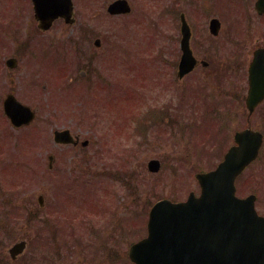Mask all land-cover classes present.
<instances>
[{"label":"rangeland","instance_id":"1","mask_svg":"<svg viewBox=\"0 0 264 264\" xmlns=\"http://www.w3.org/2000/svg\"><path fill=\"white\" fill-rule=\"evenodd\" d=\"M18 1L20 3L23 0ZM111 1L74 0V25H65L57 20L47 31L38 32L32 22L26 24L27 29L26 25L20 24L27 31L25 34L23 29L18 28L19 22L16 21L9 26L12 31H7V27L1 30L4 27L1 24L4 16L10 15L15 19L16 16L13 13L15 4L0 0V72L5 68V78L2 76L0 79V97L2 99L8 92L14 93L21 102L35 110L37 118L34 124L38 125L37 130L3 129L1 127L6 125L0 114V170L4 176L1 183L10 190L0 198V211H17L21 214L17 226L12 223L9 226L7 223L5 234L0 233V254L6 258L9 247L20 240L26 241L25 255L37 244L47 251H44V255H49L52 253L49 251L50 246L44 247L42 243H52L53 237L65 256L59 264H115L117 258H113L114 255L119 256V264H127L125 251L130 243L145 235L147 211L154 202L162 198L183 201L190 192L198 195L200 189L194 176L214 168L233 143L236 131L249 126L259 131L263 129L264 133L260 119L262 109L255 110L247 117V111L242 105L234 108L232 100L219 97V92L226 87L233 86L237 91L245 82L246 70L228 73V66L240 65L241 69L246 51L242 53L241 60L234 59L236 53L220 56L216 64H223L221 76L212 75L208 80L196 76V94L190 93L191 89L186 82L179 86L178 91L183 87L184 93L180 92L179 96L175 94L177 103L180 100L184 102L182 97L188 99L186 91L187 95L191 94L190 99L196 98V108L191 106L182 115L176 105L169 106L171 120H178L174 121L173 129L172 123L171 128H168L169 120L165 115L156 118L158 111L155 107L138 110L140 103L134 99L135 96H141L138 94L140 89L133 87L135 83L128 84L124 80L125 76H121L122 71L119 76L125 83L124 87L138 91L129 92L116 87L113 90L114 87L112 89L105 84L100 86L98 78L101 74L96 63L93 65V58L97 60L98 53L102 54V68L105 72H111L114 63L109 58L112 49L109 41L114 36H122L120 46L123 48L117 50L119 53L128 51L135 54L148 45L152 38L156 40L155 36L159 37L162 31L160 26H153L150 22L146 31L144 24L134 22L124 27L126 20L138 19L137 16L146 22L148 18L154 19V12L145 10L147 1L128 0L134 14L118 19L106 13V7ZM240 15L238 4L231 12H225L220 17L218 36L223 37V40L234 37V40H238L243 28L239 21ZM155 20L158 21L156 17ZM252 24L256 25L255 32H261L257 35H264V25L256 19L252 20ZM8 33L9 37L6 36ZM97 38L101 43L95 47L93 42ZM258 39L264 46V37ZM256 41L254 35L249 37L251 49ZM78 45L80 50L75 62V59L70 58L75 55L73 53L77 51ZM155 46L156 43L144 50L151 52ZM33 53L38 54V59ZM44 54L49 55L51 64L53 62L60 68L57 74L51 72L48 76L50 69L42 57ZM64 55L69 57L66 62L60 57ZM91 56L92 61L88 60ZM11 57L19 59L18 66H5L6 59ZM33 62L44 66V71H39ZM80 70L86 71L89 83L82 79ZM148 83L150 87V81ZM151 90L152 96L159 100V90ZM120 92H129L130 95L120 97ZM213 92V96L209 95L212 99L208 100H214L218 105L207 110L203 98ZM170 94L174 93L164 90L163 97L167 98ZM65 128L81 140H88V145L83 149L79 146H56L52 141V130ZM105 130L120 133L121 140L109 139ZM49 155L54 157L51 170L47 167ZM151 159L160 162L157 173L147 169ZM109 171L110 175L107 174ZM250 193L256 195V208L264 215V150L261 157L244 171L238 182V195L247 196ZM39 195L43 196L42 206L37 203ZM111 196L115 198L114 203ZM10 200L15 207L21 201L20 209L7 203L8 206L4 207V203ZM112 208H116L115 211L112 212ZM49 212L52 217L48 220L51 229L47 227L48 221L45 218ZM83 212L88 228L83 232L71 231L69 222L63 217L76 218ZM58 217L62 218L57 220ZM91 228L94 234H98L97 244L107 249L104 263L87 256V241H91L88 229ZM50 233L54 235L50 236ZM73 233L75 235L72 236ZM36 253L43 255L40 250ZM22 259L13 264H22ZM44 263L47 264V261Z\"/></svg>","mask_w":264,"mask_h":264},{"label":"water","instance_id":"2","mask_svg":"<svg viewBox=\"0 0 264 264\" xmlns=\"http://www.w3.org/2000/svg\"><path fill=\"white\" fill-rule=\"evenodd\" d=\"M257 4L264 12V0ZM40 27L62 17L72 23L71 0H33ZM124 1L110 5L111 14L125 12ZM187 37V36H186ZM264 98V54H255L249 68L246 106L251 113ZM5 114L18 126L33 118L29 108L8 97ZM57 143H71L68 132H55ZM237 146L231 148L215 171L196 176L201 196L190 194L187 201L157 202L150 211L148 235L134 244L129 256L135 264H264V217L254 210V197L234 196L235 177L257 156L262 139L259 132L246 129L235 135ZM83 143L82 145H85ZM150 171L158 170V162H149ZM16 244L10 254L21 253Z\"/></svg>","mask_w":264,"mask_h":264},{"label":"flooded vegetation","instance_id":"3","mask_svg":"<svg viewBox=\"0 0 264 264\" xmlns=\"http://www.w3.org/2000/svg\"><path fill=\"white\" fill-rule=\"evenodd\" d=\"M29 3L26 2V0L20 1L18 5V16L19 20L18 22L20 24L26 25L29 22L33 23L34 26L37 29V23L33 19L32 14V5L29 0H27ZM147 3L144 5L146 10H149L150 12L153 11L154 14H158V26L162 29V31L159 32V37H157V40L159 42L157 51H154V56L151 57V52H144L143 57V68H142V74L143 76H146L148 81L151 82L152 77L150 75H155L153 77V80L157 83L158 89L161 93H164V90L172 91L173 95H168L167 98H164L162 101L165 102L164 108H169V106L176 105L179 109L181 108L182 101L180 100L178 103L175 99V94L179 96V93H183V88L181 87L180 92L177 90L180 88L179 86L186 82L188 86L190 87L191 91L195 89V81L196 76H205L209 77L212 75H219L221 76V68L223 67V64L217 65L216 60L220 56H230V53H236L234 55V59L241 60L242 53L245 52V58H244V64H241L238 66H228V73H235L236 71H245L250 59L252 57L253 52L256 49H264V46L261 45L258 38L264 37L263 34L257 35L261 32H255L256 25L252 24V20H257L260 22V24L264 25V17L262 15H257V18H254L253 13V0H242V9H241V15H240V22L242 20L244 22H247V26L251 29V31L248 34L246 33V30H242V35L239 36L238 40L236 37L233 39H227L223 40V37L218 36L219 30L217 32V35H214V30L211 29V21L215 18H218L220 20V17H222L225 12H228L226 10V7L231 8L232 6V0H226L224 7L221 8L219 5L215 3V0H146ZM239 1V4L241 6V1ZM6 17V16H4ZM3 17V18H4ZM185 19L187 22L189 28H190V38H189V48L191 51V55L193 57V68L192 70L185 74L183 77H178V70L179 65L182 60L183 56V50H182V20ZM221 25V20H220ZM26 29L28 28V25H26ZM165 27V28H163ZM34 29V28H32ZM24 33L27 34V31L25 28L23 29ZM35 30V29H34ZM38 30V29H37ZM263 32V31H262ZM32 33V30L30 29V34ZM245 34V35H244ZM254 35L256 38L255 46L253 49H251L248 44L249 37ZM24 36V35H23ZM30 38V36L28 37ZM259 42V43H258ZM146 44V42H145ZM20 44H18L19 46ZM148 46H151V42L149 41L148 45L145 46V49H147ZM21 48V47H20ZM17 48V52H18ZM116 45L113 47V51L115 52ZM247 53H248V59H247ZM34 54V53H33ZM115 54V53H114ZM49 56V55H48ZM46 59L45 64L49 66L50 71L52 72V69L49 65V59ZM99 58L95 60L93 58V65L96 63V68L98 71L102 70V54L98 53ZM15 60L14 64L15 66H18V58L17 57H11ZM43 59L45 60V55H43ZM88 60L92 61V56L88 58ZM121 59L119 56H113L114 65H118L119 61ZM36 65V68L38 69V63L39 62H33ZM40 64V63H39ZM84 64V61H83ZM14 66V67H15ZM213 67V69H211ZM41 72L44 71V66H41ZM5 68H3L4 70ZM80 76L82 79H84L85 82L89 83V80L86 79L88 76L86 74L85 70H80ZM197 73H200L199 75ZM4 77L3 71L0 73V79L1 77ZM156 76L158 78L156 79ZM33 77V75H31ZM5 78V77H4ZM12 82V80H11ZM244 82V80H243ZM245 82L241 86V91L239 95V100H237L238 104L241 105L243 103L242 100V94L244 92ZM11 93V92H8ZM14 94V93H13ZM235 95V97H237ZM175 99V100H174ZM162 106V105H161ZM160 106V107H161ZM74 137H78V135H74ZM93 234L90 232V238L91 241H87L88 245L90 247H93L97 250L102 248L101 245L97 244L98 242V234ZM38 249L40 248V245H36ZM100 256V254H99ZM54 257V256H53ZM52 256H48V262L47 264H59L60 260L53 259ZM118 255L113 258H117ZM34 263L35 264H44V262L41 261V258H38V255L34 253ZM64 258V256L62 257ZM101 258V257H100ZM63 261V259H61Z\"/></svg>","mask_w":264,"mask_h":264}]
</instances>
